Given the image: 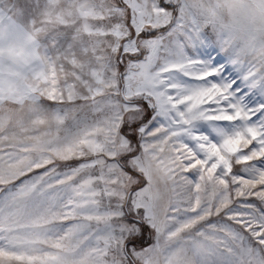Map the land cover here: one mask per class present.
I'll return each mask as SVG.
<instances>
[{
	"label": "snow or ice",
	"instance_id": "obj_1",
	"mask_svg": "<svg viewBox=\"0 0 264 264\" xmlns=\"http://www.w3.org/2000/svg\"><path fill=\"white\" fill-rule=\"evenodd\" d=\"M221 0H0V264H264V43Z\"/></svg>",
	"mask_w": 264,
	"mask_h": 264
},
{
	"label": "clouds",
	"instance_id": "obj_2",
	"mask_svg": "<svg viewBox=\"0 0 264 264\" xmlns=\"http://www.w3.org/2000/svg\"><path fill=\"white\" fill-rule=\"evenodd\" d=\"M222 16L239 41L264 43V0H221Z\"/></svg>",
	"mask_w": 264,
	"mask_h": 264
}]
</instances>
